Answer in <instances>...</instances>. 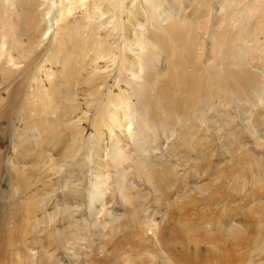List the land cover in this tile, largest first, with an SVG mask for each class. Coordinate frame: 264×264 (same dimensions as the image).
I'll use <instances>...</instances> for the list:
<instances>
[{
  "label": "bare ground",
  "instance_id": "obj_1",
  "mask_svg": "<svg viewBox=\"0 0 264 264\" xmlns=\"http://www.w3.org/2000/svg\"><path fill=\"white\" fill-rule=\"evenodd\" d=\"M235 103L247 106L246 126L256 136L260 159L242 145L234 128L225 130L235 118L225 127L215 121L216 116L228 119ZM258 110L259 118L254 116ZM129 116L139 125L138 157L146 162L154 140L181 141L183 133L184 161L196 153L197 173L182 175L183 161L149 163L147 182L158 178L164 199L176 193L160 222L146 209L141 213L143 234L159 229L161 236H148L142 253L122 257L113 249L92 264H264V0H0V187L5 163L10 199L39 185L28 174L56 181L55 193L64 188L67 196L80 197V189L59 175L68 165L50 151L58 146L63 157L76 158L91 129L97 134L92 144L102 178L88 197L99 200L107 170L129 158L118 136L110 137L117 143L113 157H103L101 136L114 127L132 134L130 121L120 122ZM6 139L15 156L30 165L13 162L2 148ZM216 141L227 144L223 154L238 146L240 157L231 171L219 170L212 179ZM71 163L83 174V164ZM190 177H196L194 184ZM6 194L0 190L1 198ZM26 200L34 214L39 198ZM53 218L47 214L28 223L33 230L53 223L60 239L57 245L50 242L54 252H17L20 259L7 264H57L52 260L58 249H68L83 229L70 224L71 229L59 230ZM100 218L90 226L109 238L106 246L133 232L117 229L125 217ZM4 238L0 249L14 246V238Z\"/></svg>",
  "mask_w": 264,
  "mask_h": 264
},
{
  "label": "rangeland",
  "instance_id": "obj_2",
  "mask_svg": "<svg viewBox=\"0 0 264 264\" xmlns=\"http://www.w3.org/2000/svg\"><path fill=\"white\" fill-rule=\"evenodd\" d=\"M111 83H113V79L111 80ZM1 94L4 97L7 96L4 92H1ZM227 102L228 101L222 103L220 107L222 105L224 106ZM216 105H219L218 101H216ZM233 106L234 108L231 109V115L228 119H224L220 116L215 117L218 127H225L226 120L229 121V118H235V124L233 127L225 128V130H231L234 128V131L238 133V138L242 145L249 148V150L251 149L250 151L257 157V159L262 158L263 153L257 149L256 146V136L252 137L246 126L248 122L246 118L250 116L249 114H244L247 106L240 107V104L238 103H235ZM258 112L259 110L254 113V116L259 118L260 116L258 115ZM74 120H76L75 116ZM126 121H130L132 125V134L130 132L125 134L122 132V129L114 127L112 130L113 133L107 134L103 137L101 136L102 140L99 147L103 149V157L107 159L113 157L112 152L115 151V147L113 146L117 143L110 137L115 138L118 136L122 141L119 142V144L123 147L129 158L118 162V168L114 167V165L111 166L110 163L112 160H109L111 167L107 170L104 179H101L105 182L103 185H106L104 190L98 192L99 200L95 199L94 201H91L88 197L89 193L93 190V186H95V183L98 181V178H102L96 165V158L99 156L98 148H95L94 144L96 142L92 144L97 134L93 133L91 129H88L83 136L84 147L82 151L78 153L76 158L73 156L67 158L63 157L61 153V149L63 148L58 146L50 151L53 153L54 158L57 159V162L68 165V168L64 167L59 175L62 177V181L68 180L70 182V187L74 185L80 189L81 195L78 197V193V198H73L67 196L66 193H62L64 188L55 193L56 189L59 187V184L56 181L46 182V180L41 179L39 175L28 174L30 181L35 182L39 180V185L34 186L30 190H23L19 195L15 196L16 199L15 197H11L12 199H10V196H12L9 193L10 177L8 176L7 165L4 163L3 184L1 185L0 190L5 191L7 194L5 199L0 197V245H5V238L3 239V237L11 236V238H14L12 240L14 246L10 247L6 244L7 246L4 250L3 247L0 249V264H4V262L5 264L16 262V259H20L18 257L16 258L14 255L17 254V252L21 256L26 255V250L30 251L32 255L38 252L41 253L42 250L49 254L54 252L53 249L55 250V246H51L50 242L57 245L60 243V239H57L54 234L53 223L38 224L37 230L47 226L48 230H46V232H37V230H33L34 228L30 227V224L28 223V221H34L35 218L37 220H42L47 214H52L54 216L53 222L56 220L58 221L56 227L59 230L66 227L69 229L70 224L74 226L73 228H76L75 226L78 225L77 228L83 229L79 236L80 238L75 237L72 240L74 243L73 245H69L68 249H63L62 247L61 250L58 249L56 252V259L52 260L56 261L57 264H92L93 262L100 260V258H103V255L111 254L110 252L113 249L122 257L131 256L143 252V248L146 246V238L148 236L149 238L150 236H161L159 229L155 234L152 230L146 235L143 234L140 221H143L144 218H142L141 213L146 209L148 210V215H155L157 219L156 221L160 222L162 216H167L168 211L166 209L167 207H170L169 201L176 197V193L172 198L164 199L158 191V178H154L150 183L147 182L146 175L149 170L148 165L149 163H153L156 165L167 164L172 166L183 161L181 165H186L180 166L179 168L185 169L182 170L184 171L182 175H187L188 178V176H194L197 173L195 159L197 155L196 153H192L191 160L184 161L188 156V152L182 147L183 144L181 141L184 140V134L181 133L179 135L183 138L181 141H179L178 138L174 141V137H171L170 139H167L166 137H162L159 140L153 139L155 142L153 143V149H149L147 153L149 157L145 162L142 157H138L139 155H137L134 150V147H136L135 143L137 146L138 144H141V141L138 138V122L132 116H129L127 120L126 117H124L120 122ZM220 133L222 134L223 131ZM10 143L9 139L1 142L2 148L7 149L6 151L10 156H14L13 162L18 163L19 161L20 166L30 165L31 163L29 161H23L15 156L16 154ZM215 143L217 145H213L212 148L214 151H217V156L212 160L213 170L210 169V171H212L210 172V177L212 179L218 174L219 170L231 171L236 164L237 158L240 157L238 146L233 145V152L223 154L228 150L227 144L221 146L219 145L220 141H216ZM175 145L177 148H174ZM118 147L120 146L118 145ZM64 150L67 151V149ZM176 151L179 152L175 153ZM79 157L83 159L79 160ZM71 162H79L83 164V174H80L78 170L72 167ZM19 165H16L15 168ZM21 169L22 168L19 170ZM69 172H72V174H68ZM57 178L58 177L55 179ZM190 178L193 179H189L188 182L190 184H194L197 180L196 177ZM206 178H209V175ZM18 184L19 183H16V185ZM102 191L104 192L102 193ZM30 195L39 198V201L41 202L39 208L36 209L37 211L34 214H32V212L35 207L33 208V206H30L31 202L26 200V197ZM25 203L30 207L25 208ZM95 204L96 207L93 209L91 205L94 206ZM35 214L36 217L33 218V215L35 216ZM103 215L116 217L118 219L125 217L126 219L124 221L118 223L117 229H133V232L130 233L129 237L116 238V241L113 244L106 246L105 242H107L109 238L106 236L105 238L99 237L97 235L98 228L90 226L92 221L97 220V218L101 219L100 217ZM107 221L108 220H105L104 222L106 223ZM86 228H88L87 232H85ZM27 230H29L30 233L25 237L24 232H27ZM47 234L48 237L52 236L50 240L47 239ZM169 240L170 235H168L166 242Z\"/></svg>",
  "mask_w": 264,
  "mask_h": 264
}]
</instances>
